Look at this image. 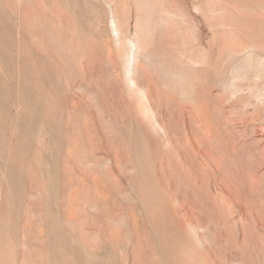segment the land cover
<instances>
[{
	"label": "rangeland",
	"instance_id": "374dc122",
	"mask_svg": "<svg viewBox=\"0 0 264 264\" xmlns=\"http://www.w3.org/2000/svg\"><path fill=\"white\" fill-rule=\"evenodd\" d=\"M0 264H264V0H0Z\"/></svg>",
	"mask_w": 264,
	"mask_h": 264
}]
</instances>
